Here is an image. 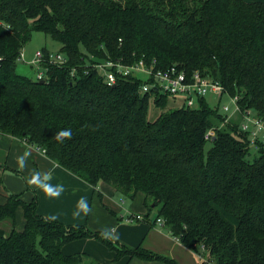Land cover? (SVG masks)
<instances>
[{
  "label": "trees",
  "instance_id": "1",
  "mask_svg": "<svg viewBox=\"0 0 264 264\" xmlns=\"http://www.w3.org/2000/svg\"><path fill=\"white\" fill-rule=\"evenodd\" d=\"M34 30L60 43L68 59L48 66L43 80L17 71ZM108 59L199 71L238 96L242 110L264 119V2L0 0V132L25 140L95 188L104 182L123 200L142 196L144 219L162 218L177 241L197 253L201 247L204 263L264 264V147L250 156L241 116L222 124L225 114L206 97L185 107L153 89L144 92L153 79L133 72L108 85L93 65ZM151 99L162 109L154 119ZM211 127L215 135L207 140ZM83 237L103 242L116 260L180 264L120 242L109 230L45 217L36 196L26 201L10 193L0 203V264H99L86 252H64L66 243Z\"/></svg>",
  "mask_w": 264,
  "mask_h": 264
},
{
  "label": "crops",
  "instance_id": "2",
  "mask_svg": "<svg viewBox=\"0 0 264 264\" xmlns=\"http://www.w3.org/2000/svg\"><path fill=\"white\" fill-rule=\"evenodd\" d=\"M10 193L20 194L26 201L36 196L37 212L45 217L68 225L86 224L92 230H109L120 242L130 246L142 244L176 258L180 264H195V256L201 257L177 241L165 226L144 219L146 209L142 196L128 202L107 183L102 182L95 188L25 140L0 132V203H4ZM131 214H141L143 219L130 222L127 217ZM24 222L23 209L19 208L16 227L22 228ZM1 224L11 227L10 222ZM63 250L65 253L86 252L99 264H165L127 255L116 260L114 251L88 237L66 243Z\"/></svg>",
  "mask_w": 264,
  "mask_h": 264
},
{
  "label": "built area",
  "instance_id": "3",
  "mask_svg": "<svg viewBox=\"0 0 264 264\" xmlns=\"http://www.w3.org/2000/svg\"><path fill=\"white\" fill-rule=\"evenodd\" d=\"M17 59L24 60V52ZM67 60V57L60 51H52L48 56H45L44 52L39 49L36 50L34 57L28 63L36 66L35 79L43 80L48 71V66H61L66 64ZM93 65L104 76L108 85H115L121 74L128 75L133 72L142 75L146 80L153 79L151 82H145L142 85L144 92L153 89L157 94L175 98L176 101L188 108L198 107L201 97L211 95L216 99L214 106L218 107L226 116L222 124L228 122L232 117L240 115L239 128L247 136L251 148L258 150L264 147V119L256 116L250 109L242 110L238 96L228 95L223 84L210 76H203L196 70L189 75L176 66L167 69L155 68L154 63L147 65L144 60L125 65L120 60L108 59ZM224 96L229 98L232 105L224 103L220 109ZM215 130V127L208 129L205 133V139L210 140L215 135ZM141 219H143L141 214H131L127 217L130 222ZM156 222L164 226L162 218H158Z\"/></svg>",
  "mask_w": 264,
  "mask_h": 264
},
{
  "label": "rangeland",
  "instance_id": "4",
  "mask_svg": "<svg viewBox=\"0 0 264 264\" xmlns=\"http://www.w3.org/2000/svg\"><path fill=\"white\" fill-rule=\"evenodd\" d=\"M43 48H46L49 51L57 52L60 50V43L51 39L44 32L34 30L31 34V39L28 41L26 46L22 49L24 52V60H18L17 71L19 73L27 75L31 78H35L36 72H37L36 66H32L30 63H28V61L34 57V53L36 52V50L43 49ZM206 98L212 105L216 104V99L213 96L208 95ZM169 103L171 104L172 102L170 101ZM224 103H228V104L232 105L231 101L226 96H224L222 99V103L220 104V109H222V104H224ZM161 111H162L161 108H155L154 103L151 99L150 100L149 118L154 119ZM250 152H251L250 156L252 157L257 153V149L251 148ZM156 214H157V208L153 209L151 215L154 216ZM152 216H150V217H152ZM157 225L160 226L159 224H157ZM6 229L9 230V228H7V227H6ZM197 250H201L199 252V254H201V257H199L198 255L195 256L193 254L195 256L196 261H197V263H195V264H204V256H203L204 254H202L203 251H202L201 247L198 246ZM191 253H192V251H191Z\"/></svg>",
  "mask_w": 264,
  "mask_h": 264
},
{
  "label": "clouds",
  "instance_id": "5",
  "mask_svg": "<svg viewBox=\"0 0 264 264\" xmlns=\"http://www.w3.org/2000/svg\"><path fill=\"white\" fill-rule=\"evenodd\" d=\"M64 135H68V133H67V132H65V133H64Z\"/></svg>",
  "mask_w": 264,
  "mask_h": 264
},
{
  "label": "bare ground",
  "instance_id": "6",
  "mask_svg": "<svg viewBox=\"0 0 264 264\" xmlns=\"http://www.w3.org/2000/svg\"><path fill=\"white\" fill-rule=\"evenodd\" d=\"M94 59V58H93ZM90 62V61H89ZM128 63V62H127ZM131 63V62H130ZM131 77V76H130Z\"/></svg>",
  "mask_w": 264,
  "mask_h": 264
}]
</instances>
